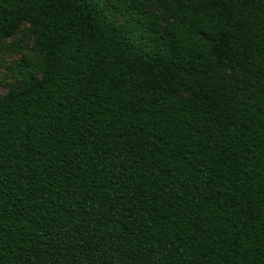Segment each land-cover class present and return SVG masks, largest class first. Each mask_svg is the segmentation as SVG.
Here are the masks:
<instances>
[{
    "label": "trees",
    "instance_id": "16d2710c",
    "mask_svg": "<svg viewBox=\"0 0 264 264\" xmlns=\"http://www.w3.org/2000/svg\"><path fill=\"white\" fill-rule=\"evenodd\" d=\"M0 264H264V0H0Z\"/></svg>",
    "mask_w": 264,
    "mask_h": 264
},
{
    "label": "rangeland",
    "instance_id": "374dc122",
    "mask_svg": "<svg viewBox=\"0 0 264 264\" xmlns=\"http://www.w3.org/2000/svg\"><path fill=\"white\" fill-rule=\"evenodd\" d=\"M14 56L9 54H4L3 50H0V95L6 92L5 82L9 80L10 73L6 71L5 67L10 65Z\"/></svg>",
    "mask_w": 264,
    "mask_h": 264
}]
</instances>
